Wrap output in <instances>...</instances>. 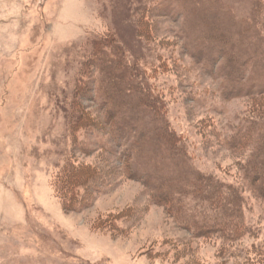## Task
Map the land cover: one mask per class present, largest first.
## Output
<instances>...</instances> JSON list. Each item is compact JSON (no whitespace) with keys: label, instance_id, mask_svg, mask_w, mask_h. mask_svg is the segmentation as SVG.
<instances>
[{"label":"rangeland","instance_id":"obj_1","mask_svg":"<svg viewBox=\"0 0 264 264\" xmlns=\"http://www.w3.org/2000/svg\"><path fill=\"white\" fill-rule=\"evenodd\" d=\"M225 2L244 20L255 0ZM178 5L0 0V264H244L257 256L264 203L251 192L249 219L260 223L259 231L236 243L199 237L155 202L144 181L122 171L116 142L118 153L83 151L95 138L76 128L78 104L105 117L88 77L98 78L100 69L89 62L95 41L115 36L129 60L139 62L141 81L168 103L195 167L244 182L243 156L227 137L252 100H229L224 80L198 64L184 32L190 13ZM69 161L100 168L102 181L84 211L68 210L65 196H74L58 188Z\"/></svg>","mask_w":264,"mask_h":264},{"label":"trees","instance_id":"obj_2","mask_svg":"<svg viewBox=\"0 0 264 264\" xmlns=\"http://www.w3.org/2000/svg\"><path fill=\"white\" fill-rule=\"evenodd\" d=\"M174 1L190 13L184 32L198 64L224 80L223 92L229 100H252L239 123L230 125L235 133L227 137L230 149L243 156L244 182H228L195 167L188 144L171 120L168 103L141 81L139 62L129 60L127 49L115 36L95 41L89 64L98 65L100 76L89 74V86L95 89L105 117L95 118L79 103L76 128L86 130L95 141L78 143L86 144V153L107 149L113 154L116 142L122 171L144 181L155 202L166 206L182 225L199 237L236 243L259 231L260 223L249 219V192L264 203V0H255L244 20L225 0ZM89 145L95 146L94 151ZM59 177L58 188L74 196H65L68 210L92 206L91 193L102 181L97 165L69 161ZM76 196L81 198L77 205L72 203ZM254 248L261 253L256 251L257 256L244 264L264 263V245Z\"/></svg>","mask_w":264,"mask_h":264}]
</instances>
